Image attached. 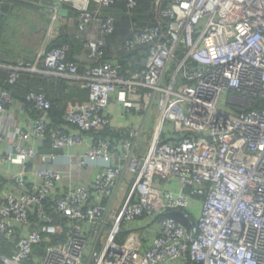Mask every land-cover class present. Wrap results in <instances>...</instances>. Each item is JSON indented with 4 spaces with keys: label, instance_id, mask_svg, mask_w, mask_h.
<instances>
[{
    "label": "built area",
    "instance_id": "1",
    "mask_svg": "<svg viewBox=\"0 0 264 264\" xmlns=\"http://www.w3.org/2000/svg\"><path fill=\"white\" fill-rule=\"evenodd\" d=\"M55 1L79 12L91 64L50 47L54 23L35 61L0 62V264H264V0H154L157 23L124 43L145 48L137 72L104 61L121 0ZM23 73L89 89L66 107L74 130L45 93L5 86ZM114 97L141 114L130 134H103Z\"/></svg>",
    "mask_w": 264,
    "mask_h": 264
},
{
    "label": "crops",
    "instance_id": "2",
    "mask_svg": "<svg viewBox=\"0 0 264 264\" xmlns=\"http://www.w3.org/2000/svg\"><path fill=\"white\" fill-rule=\"evenodd\" d=\"M94 7L96 6L93 5V8ZM1 8L2 11L4 10V14L2 16V29H0V62L16 63L21 59L35 61L37 54L41 52V50H38L39 46L41 47L42 44H44L43 47L46 46L48 42V34L50 33V26L52 23H54V26H60L62 28V33L66 32V34L68 33L70 36L73 44L70 58L76 61L80 66L83 65V67L91 64L88 51L83 46V41H85V38L82 37V35L84 34L79 32L77 28L78 18L73 13L74 8L69 4H59V8L57 9L55 0H12V3L3 4L1 5ZM27 14H31L32 17L27 19L29 17ZM55 15L58 17V21L53 20V16ZM21 18L26 20L24 23H22L23 28L20 25L19 19ZM27 24H29V26ZM101 25V18H98L90 26V31H92L94 34H99ZM21 32L23 33L22 35ZM26 34L27 36L30 34L31 38L22 37ZM21 37L23 38V42H21ZM34 37H37L38 39H35ZM31 41L36 43V48L27 49L29 42ZM143 55H138L133 58L129 57L126 60L128 65L124 71L137 72L139 69L144 67L146 56ZM39 66L42 67V64H39ZM36 75L45 78L42 75L35 74V76ZM45 82H47V80ZM69 85L71 87H78L76 83L68 80V86L65 85L66 88L64 90L61 86L54 85L51 87V91L54 93L62 90V92L59 94V97H66L73 91ZM76 102L79 101H69L67 106L70 103ZM16 108L19 109L18 105ZM124 113L123 106L118 102L117 98L114 97L109 108V114L111 118V124L109 127L115 131H121L122 134H130L131 128L137 127L140 124L142 119L141 114L136 113L133 118L125 116ZM71 130H74V128L72 127ZM84 150V147H75L72 149L73 153L75 154L83 153ZM98 172H100V169Z\"/></svg>",
    "mask_w": 264,
    "mask_h": 264
},
{
    "label": "trees",
    "instance_id": "3",
    "mask_svg": "<svg viewBox=\"0 0 264 264\" xmlns=\"http://www.w3.org/2000/svg\"><path fill=\"white\" fill-rule=\"evenodd\" d=\"M154 0H137V5L135 8L128 7V0H121L116 3L111 9H104L105 13L111 12L114 15V30L112 33L107 34L105 39L107 41V45L105 47L106 55L104 61H115L123 66V70L127 68V59L129 57H135L143 55V51L145 48H140L136 51L130 52L127 51L124 47V43L127 39L131 38L132 35L138 31L140 28L153 25L157 23L155 15L152 13ZM8 4V3H6ZM4 11V10H3ZM73 13L78 17L79 12L76 9H73ZM3 19H0V29H2ZM84 42V41H83ZM64 44H68L70 49L68 51V59L70 58V54L72 53L73 44L70 39L68 33L63 32L55 41L52 42L50 47H59ZM84 46V45H83ZM144 56V55H143ZM28 60V59H27ZM79 65V64H78ZM80 69H83V65L80 66ZM6 75L5 71L0 69V79L2 80ZM47 80V82H45ZM57 85L61 86L64 90L66 88L65 85L68 86V80L62 79L57 80L55 78H42L40 76H35V74L23 73L18 79L17 83L14 85H5L7 88H10L14 91L16 97L22 101H25V97L27 93L31 90L43 92L50 99L52 103V108L47 112V115L51 119L52 126L54 127H64L67 130H71L72 128L67 125L65 121L66 115V106L69 101H79L84 102L89 98V89L73 86L72 92L64 97H59L61 91H57L52 93L51 87ZM34 115H39V113L35 112ZM106 136L116 137L122 134L121 131H115L114 129L107 127L103 132ZM52 148V139L51 136L48 135L47 139L43 140L40 143L39 152H51Z\"/></svg>",
    "mask_w": 264,
    "mask_h": 264
},
{
    "label": "water",
    "instance_id": "4",
    "mask_svg": "<svg viewBox=\"0 0 264 264\" xmlns=\"http://www.w3.org/2000/svg\"><path fill=\"white\" fill-rule=\"evenodd\" d=\"M82 37L85 38L84 35H82ZM166 216L174 218L177 222L185 225L188 229L191 228V223H190L189 219H187L182 212H179V211L168 212V213H166Z\"/></svg>",
    "mask_w": 264,
    "mask_h": 264
},
{
    "label": "rangeland",
    "instance_id": "5",
    "mask_svg": "<svg viewBox=\"0 0 264 264\" xmlns=\"http://www.w3.org/2000/svg\"><path fill=\"white\" fill-rule=\"evenodd\" d=\"M29 17L27 18V19H30L31 17H32V15L31 14H27ZM20 20V25H21V27H22V23H24L26 20H23L22 18L21 19H19ZM28 26H29V24H27ZM23 28V27H22ZM21 28V29H22ZM24 30V29H23ZM23 33L21 32V35H22ZM31 35L30 34H28V36H27V34L26 35H23L22 37H30ZM21 37V42H23V38ZM31 38V37H30ZM35 39H38L37 37H34ZM43 45L44 44H42L41 45V47L39 46V51L41 50H43V49H45V46L43 47ZM36 46V43L33 41H31V42H29V46H28V48L27 49H32V48H36L35 47ZM43 47V48H42ZM220 108L222 109V110H226V107H225V105L224 104H222L221 106H220Z\"/></svg>",
    "mask_w": 264,
    "mask_h": 264
}]
</instances>
